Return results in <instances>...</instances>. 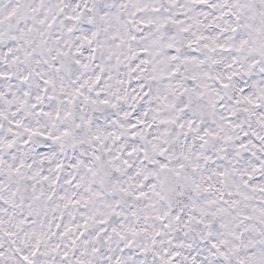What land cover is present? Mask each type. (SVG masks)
<instances>
[{"label":"snow or ice","instance_id":"1","mask_svg":"<svg viewBox=\"0 0 264 264\" xmlns=\"http://www.w3.org/2000/svg\"><path fill=\"white\" fill-rule=\"evenodd\" d=\"M0 264H264V0H0Z\"/></svg>","mask_w":264,"mask_h":264}]
</instances>
